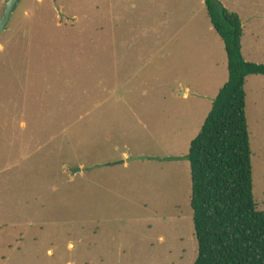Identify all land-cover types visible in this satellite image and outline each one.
I'll return each instance as SVG.
<instances>
[{
  "label": "rangeland",
  "instance_id": "1",
  "mask_svg": "<svg viewBox=\"0 0 264 264\" xmlns=\"http://www.w3.org/2000/svg\"><path fill=\"white\" fill-rule=\"evenodd\" d=\"M221 1L264 64V0ZM228 78L205 0H20L0 34V264H194L187 156ZM246 88L264 211V76Z\"/></svg>",
  "mask_w": 264,
  "mask_h": 264
},
{
  "label": "trees",
  "instance_id": "2",
  "mask_svg": "<svg viewBox=\"0 0 264 264\" xmlns=\"http://www.w3.org/2000/svg\"><path fill=\"white\" fill-rule=\"evenodd\" d=\"M209 19L228 56V81L219 90L200 133L190 144L194 264H264V211L254 196L252 145L247 117V77L264 64L242 51L240 15L221 0H205Z\"/></svg>",
  "mask_w": 264,
  "mask_h": 264
},
{
  "label": "water",
  "instance_id": "3",
  "mask_svg": "<svg viewBox=\"0 0 264 264\" xmlns=\"http://www.w3.org/2000/svg\"><path fill=\"white\" fill-rule=\"evenodd\" d=\"M20 0H8L6 2V9L4 12L3 17L0 20V34L7 29L8 23L11 20L13 13L17 7V4L19 3ZM76 170H79L76 169Z\"/></svg>",
  "mask_w": 264,
  "mask_h": 264
},
{
  "label": "crops",
  "instance_id": "4",
  "mask_svg": "<svg viewBox=\"0 0 264 264\" xmlns=\"http://www.w3.org/2000/svg\"><path fill=\"white\" fill-rule=\"evenodd\" d=\"M239 14V13H238ZM240 15V14H239ZM241 17V16H240ZM242 19V18H241ZM242 22H243V20H242ZM243 26H244V23H243ZM214 28V27H213ZM215 30V29H214ZM244 34H245V26H244V33H243V37H242V51H243V55H244V57H245V59L247 60V61H252V59L251 58H248V56H247V53H246V51H245V48H244ZM219 36V35H218ZM220 37V36H219ZM221 38V37H220ZM222 39V38H221ZM223 41V40H222ZM224 42V41H223ZM225 45V44H224ZM257 63V62H256ZM263 64V63H262ZM264 76L263 74H253V75H250V76ZM250 76H248L247 77V79L250 77ZM246 84H247V81H246ZM246 90H247V88H246ZM185 95H187V92H185ZM247 99H248V93H247ZM249 122V121H248Z\"/></svg>",
  "mask_w": 264,
  "mask_h": 264
}]
</instances>
